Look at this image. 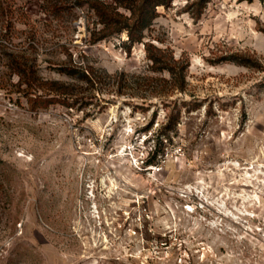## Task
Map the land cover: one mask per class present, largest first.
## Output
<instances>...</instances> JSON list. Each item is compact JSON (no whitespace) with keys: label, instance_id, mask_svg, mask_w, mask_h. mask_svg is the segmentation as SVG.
<instances>
[{"label":"rangeland","instance_id":"rangeland-1","mask_svg":"<svg viewBox=\"0 0 264 264\" xmlns=\"http://www.w3.org/2000/svg\"><path fill=\"white\" fill-rule=\"evenodd\" d=\"M90 1L0 0V264H264V0L160 7L145 41L187 67L176 84L127 33L93 43ZM22 58L127 83L34 110Z\"/></svg>","mask_w":264,"mask_h":264},{"label":"trees","instance_id":"trees-1","mask_svg":"<svg viewBox=\"0 0 264 264\" xmlns=\"http://www.w3.org/2000/svg\"><path fill=\"white\" fill-rule=\"evenodd\" d=\"M175 0H91L90 8L98 19L101 28L92 32V42L127 33L128 39L122 44L128 53L137 43H144L146 58L150 62L149 68L153 72H168L172 80L179 81V77L186 71V66L176 60L168 49L156 46L151 41H145V32L150 29L159 16V8H170ZM212 0H187L185 8L191 10L195 18H200ZM253 1V0H249ZM14 68L22 76L26 84V95L34 110L48 108L51 104L61 103L69 107L76 104L89 105L97 98L96 90L99 88L115 87L121 91L127 81L119 74H109L89 65L69 64L59 67L62 74L68 76V83L47 81L37 76L34 65L25 58L14 60ZM172 88H177L176 85ZM178 89V88H177ZM45 91L39 94V91ZM72 101V103L70 102ZM180 112L177 116L169 117L164 126V133L172 141L171 133L179 124ZM148 160L146 164H153Z\"/></svg>","mask_w":264,"mask_h":264}]
</instances>
